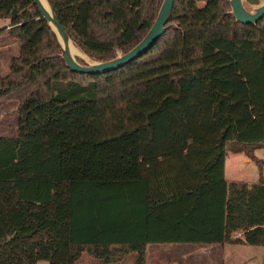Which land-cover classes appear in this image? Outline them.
<instances>
[{"label":"trees","instance_id":"trees-1","mask_svg":"<svg viewBox=\"0 0 264 264\" xmlns=\"http://www.w3.org/2000/svg\"><path fill=\"white\" fill-rule=\"evenodd\" d=\"M47 1L99 62L134 48L162 3ZM228 12L225 0H174L150 49L86 75L65 66L33 0H0L20 45L0 79V98L18 103L16 132L0 136V264L85 253L145 264L154 244L264 247V181L224 178L227 147L264 144V18L242 25Z\"/></svg>","mask_w":264,"mask_h":264},{"label":"water","instance_id":"water-1","mask_svg":"<svg viewBox=\"0 0 264 264\" xmlns=\"http://www.w3.org/2000/svg\"><path fill=\"white\" fill-rule=\"evenodd\" d=\"M225 1L229 6L228 13L239 24L255 25L264 18V0ZM33 3L38 8L42 19L55 35L60 49V57L65 66L74 73L102 75L129 64L151 48L166 30V24L169 21L174 0H162L153 25L134 48L128 53L106 62H99L89 58L74 45L47 0H33ZM12 14L15 15L16 11H13Z\"/></svg>","mask_w":264,"mask_h":264},{"label":"rangeland","instance_id":"rangeland-1","mask_svg":"<svg viewBox=\"0 0 264 264\" xmlns=\"http://www.w3.org/2000/svg\"><path fill=\"white\" fill-rule=\"evenodd\" d=\"M9 20L0 21V79H3L10 68V60L18 57L20 45L9 36ZM120 56V54H118ZM18 103L0 98V136L11 137L17 129L18 117L16 110ZM182 244H154L148 246V264H207L209 250L207 247L171 246ZM240 248H238L239 250ZM245 252V251H244ZM36 264H47L44 261ZM76 264H103L94 260L88 254H83ZM111 264H135L132 255H126ZM146 264V263H145Z\"/></svg>","mask_w":264,"mask_h":264},{"label":"crops","instance_id":"crops-1","mask_svg":"<svg viewBox=\"0 0 264 264\" xmlns=\"http://www.w3.org/2000/svg\"><path fill=\"white\" fill-rule=\"evenodd\" d=\"M224 178L227 182H243L249 186L257 183L260 178L264 181V144L252 150L250 155L241 151L234 153L227 147L224 162ZM183 246L207 247L209 250V261H206L207 264H264V247L248 246L243 243L182 244L179 247ZM238 248L240 249L238 250ZM147 249L149 251L150 248L147 246L146 256ZM148 260L146 257V264H148Z\"/></svg>","mask_w":264,"mask_h":264},{"label":"built area","instance_id":"built-area-1","mask_svg":"<svg viewBox=\"0 0 264 264\" xmlns=\"http://www.w3.org/2000/svg\"><path fill=\"white\" fill-rule=\"evenodd\" d=\"M118 54H119V53H118ZM118 54H117V55H118ZM237 236H239V234H238Z\"/></svg>","mask_w":264,"mask_h":264},{"label":"bare ground","instance_id":"bare-ground-1","mask_svg":"<svg viewBox=\"0 0 264 264\" xmlns=\"http://www.w3.org/2000/svg\"><path fill=\"white\" fill-rule=\"evenodd\" d=\"M46 5V4H45ZM73 53H75V52H73Z\"/></svg>","mask_w":264,"mask_h":264}]
</instances>
